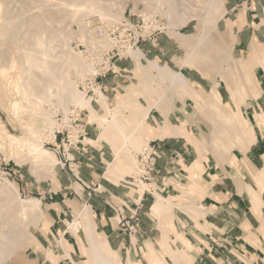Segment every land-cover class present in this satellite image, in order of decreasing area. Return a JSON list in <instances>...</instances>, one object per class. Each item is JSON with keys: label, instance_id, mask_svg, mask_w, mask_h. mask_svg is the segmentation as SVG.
Segmentation results:
<instances>
[{"label": "rangeland", "instance_id": "1", "mask_svg": "<svg viewBox=\"0 0 264 264\" xmlns=\"http://www.w3.org/2000/svg\"><path fill=\"white\" fill-rule=\"evenodd\" d=\"M77 1L80 4H78ZM173 1L175 2L176 6L179 5V2H180L179 0H173ZM182 1L184 2V4L181 5V8H183L184 16L181 17V20L185 22L183 25H179L177 23L176 15L171 14L170 11L167 9L169 8V6L165 4H163L160 7V9L156 11V13L154 14L155 16L151 18L146 17L143 14H141L140 11L142 12L143 9H145L147 6L145 4H148V5L152 4V6L154 7L156 2L153 0H94V1H91V0L89 1L88 0L87 1L86 0H44V1L43 0H0V4L3 9V13L5 14L4 17L7 15V13H9V16L12 18L19 17L21 22L22 21L29 22L30 21L29 19H31L29 18V16H31L33 21L30 27L32 28V30H35V32L38 33L41 31V29L44 28L46 30V33H48L47 34L48 39L51 42H53L52 45H53V50H54L55 55L60 56L61 53L65 51L66 49H71L73 52L75 51L74 52L75 54L81 53L84 57L86 58L90 57L91 59L94 60L96 68L97 70H99L98 76L100 74L97 81L95 80L96 76L94 77L93 75H89V74H87L88 76L85 78V80L83 78H79L78 75H75L77 73L75 72L73 68L71 69L70 72L73 73L71 74V79L77 85V86L75 85L76 88L82 91L83 93H85L87 99H91V104L93 108L100 115L105 114V110L97 102V99H96L97 95L94 91L95 89L97 88L101 89V91L107 96L110 107L114 109L117 106L118 99L120 98V96L126 93V91L128 90V87L132 85H136L138 86V89L141 92H145L147 90L146 83L149 79L144 77L143 68L144 69L146 68L148 70H153V67L150 62H158L160 66L170 67L175 72H181L184 74V76L186 75L184 81L180 83L175 82L174 88H172L169 91L170 95H173V96L176 95L174 99L175 103L172 104L171 110L167 109L166 111H168V113L166 112L167 114L164 115L163 110H160L158 108L154 109V110L161 112V114L164 115V118L169 117L171 114L173 115L175 111H179L177 110L179 109V107L183 106L184 108L186 107L188 111L194 112L196 116H199V118H201L199 122L200 126L208 125L210 120L213 119L212 118L213 114L212 113L209 114V110H201L200 108H198L196 106L197 104H195V101L192 99V97L196 95H200L203 97L202 99L209 101V99H211V95H210L211 92L213 90H216L219 93L218 100H220V102L226 103V105L227 103H229L230 108L233 111L229 113L228 108L224 107V110H222V113H221L222 118L227 119L229 120V122H231L229 124L231 127L226 124L222 125L221 127L220 134L225 138V140L232 141L233 139L232 136L234 135L232 124H236V123L240 131L242 128L245 127V131L248 132L249 134H251V132H254L256 135V138H257V134H259L258 135L259 137L261 135L264 138V124L260 122L261 119L258 116L256 107L255 105L252 104V101H253L252 94L261 92L259 88L255 87V84L253 83L251 75H250L251 69L253 68V66H256L257 64L249 65L248 61L247 62L239 61L237 60L235 56L233 31L227 30L226 28V23L230 24L231 21L229 19L230 18L232 19V17L234 16V13H227V5H228L229 0H216V2H214L215 5L212 7L213 14H219L220 10H224L223 16L220 17L221 19H219L218 22L216 23V27H214L215 21L214 19H212L213 18L212 13L209 14L208 16L209 18L207 17L206 19H204V16H206L204 14L208 7L207 0H182ZM84 2L85 4L86 2H91V3L93 2V4H95L94 5L95 7L91 6L90 8V6L87 7L86 5L87 7L86 8ZM136 6L138 8H136ZM92 8H95L93 9L95 11H93ZM101 8H104L107 10L110 9L111 11L110 10L109 11L112 12L113 14L117 13L116 15L120 17L119 20L116 21L114 19H106V20L103 19L102 16L100 15L102 12L99 11L101 10ZM74 12H76V14L77 12H79L76 15L77 18L75 19L70 16V14ZM181 14L182 12H179V15ZM260 14L262 15V17H264L263 11ZM125 19H128L135 24L139 22L140 26H142L141 24L143 23L144 20L147 21L148 19V21L150 22L149 25H152L151 27L158 25L160 26L161 31L157 32L155 35H152V38L150 40H147L145 42L139 41V43L137 44L139 48L132 49V50H129V49L124 50L120 54L121 56H119L117 55L119 49L118 47H115L114 45L115 40H113L114 38L113 27H115L116 23L123 21ZM43 24L45 25V27H43L44 26ZM40 27L42 28L39 29ZM65 29L69 31L66 35L67 39L63 37L59 38V35L57 34H59L61 30L66 31ZM57 31H59V33ZM84 31L88 33L89 35L88 37L87 35L83 36L81 34V33H84ZM204 31L209 32V33L211 32L209 35L210 40L206 39L205 42L195 50L194 48L196 44L199 42L197 41V39L199 40V38L197 37L201 36V34L204 33ZM54 39L55 41H52ZM161 39L162 41L165 42L164 44L166 45L165 49L161 47L162 45V43L160 42ZM28 40H30V38H28ZM134 43L135 41L133 40L132 44ZM12 44L13 43L10 40V37H6V38L0 37V57L3 56V58L5 59L7 55V58H9V60L7 58L5 60L8 62L11 61L12 59L11 57L19 56L18 54H16L19 51L17 47L18 45L15 44L17 47L16 48L15 45L14 44L12 45ZM143 47L145 48V51ZM160 48L162 49L163 52H159ZM136 50L142 51L144 54V57L140 59V61L135 57V55H132V53L130 54V52H134ZM93 52L96 54H94ZM227 53L231 54V58L229 61L228 60L225 61V57L227 56ZM159 54L162 56H159ZM175 54L178 57L176 58L175 65H174V63H169L167 61V57H170L172 55L174 56ZM112 55H115V56L113 57L112 61L109 63L107 59L109 58V56L112 57ZM148 55H151V57H149ZM186 60H188L191 64H193L191 68L192 70H189L187 68L186 69L184 68L181 70L182 66L180 65H182V62ZM243 63L247 65V77L249 78V81L247 82L246 80H248V78L246 77L244 78V76H242V74L237 71L238 69L235 70V67L238 68ZM261 65L263 66V64ZM110 68L111 70L108 71ZM121 75L122 77H120ZM152 75L156 76L155 74H152ZM116 76H119L120 78H122V82L120 84V86L122 87L118 89L117 92L116 91L113 92L110 86L106 83V81H109L110 79ZM190 76L199 78V79L201 77L205 80V82L210 83V85L213 86L212 88H210V92H207V93L198 92L196 88H194L195 84L188 79L190 78ZM243 79H244V82L246 83V87H247L246 90H248V96L245 95L246 100L244 99L243 94H242V87L244 86V85L242 86ZM159 82L161 83L162 87H167V83L162 81L161 79H156L155 81L151 82L150 86L152 88H155L159 86ZM220 83L222 84L221 87H220ZM220 91L223 94H220ZM228 91L230 92L229 95H228ZM230 95H232L231 98H230ZM153 98L155 101H157V98H159V94H155ZM235 98H238L237 103H235L236 101ZM202 99L200 100L202 101ZM234 99H235L234 101L235 105L232 103ZM257 101L259 103H262V106L264 105V96L262 95V93H261V97H259ZM166 105L169 106L168 101H166ZM1 106L2 104L0 103V126L5 127L6 130L13 135L26 136L27 133L24 130V127L20 124V122L14 117V115L9 110H7L5 107L4 109L3 106L2 107ZM127 106L129 109L125 108V113L128 117V120L132 123H136L137 121L134 117H132V114L134 112L135 113L139 112L138 110H141V108L142 109L145 108L147 106V102H146L145 97L142 94H139L137 98L135 97L130 98L127 101ZM248 107H251L250 111L247 109ZM49 108L50 107L48 106L47 109ZM57 109H58L57 111L58 114H55V117H56L55 120H57L58 123L62 125L59 131H64L65 129L69 130L71 133L70 135L73 138V140L78 141L77 138L79 135V130L85 129L84 128L85 123H87L89 127L95 123L94 128L96 129L97 132L96 131L94 132H96V134H98V137H100L99 138L100 142H98L97 145H100V146L108 145V147L112 149L114 156H115V162L111 163V165L108 167L107 177L111 178V176H113L115 172L121 171L120 173H122V175L127 176L126 180L128 182L131 181L130 177L133 174H135V171H136L138 155L144 149L140 152L137 151L136 153V150H134V148L131 147L129 148L128 151L124 150L121 153V155H119L120 156L119 157L116 155L117 141L112 138V135L103 134L102 130L98 126L99 124L96 121L95 122L91 121L90 111L88 109L79 108L82 110V112L81 110H77L76 113L72 112L68 117V120H69L68 122L64 121L65 115L63 114L64 112L62 113L63 110L59 108ZM74 109L75 108H73V110ZM242 109H247L245 110L246 112L245 116L242 113ZM180 110L183 116H185L184 109L180 108ZM75 118L84 120L83 124L81 123V126H80L81 129L79 127L78 128L72 127V120ZM244 119L247 121H245ZM147 121H148L147 125L153 127V125L151 124L152 122L149 118ZM172 122L173 124L178 123V121L176 120V117L173 118ZM193 123H195V121ZM158 127H159V124H157L156 129H158ZM219 131H220V128H219ZM158 136L159 135L157 134L151 135L150 140H153ZM61 138L62 136L59 138V141L57 142L45 141V143L43 144L44 147H46L48 150L53 152L59 160V163L55 168V177H56L55 182L50 178H43V175L41 174H44V173H39V174L33 173L31 169V163L27 161L26 155H21V154L20 156L17 155L19 157L15 155L11 156V153H9L10 151H6L8 150L7 147L0 149V190H1V187L4 181L8 179L11 183H13L15 186L19 188L21 198L23 199L38 198L39 199L45 193H48L50 191H57V189H59L60 186H59L58 181H60V176L62 172L71 173L73 174L74 177L76 175L79 179L76 177L75 179L77 181L81 180V178L79 177L78 168L70 164L74 162H70V160H67V154L69 155L68 157L70 159L72 157L71 149H69V151H66V153H64L63 147L60 149L58 148ZM84 143L92 144V142L88 139H86ZM226 144L229 146V143H226ZM199 147H200L201 152H203V156L205 157V160L207 159V161H209V158L207 157L210 155L213 162H215L216 160L218 161V164L220 166L223 167L225 165L226 167L229 168V170L232 171V173L229 174V176L231 177L230 180L231 182L237 185V193L240 195V197H244L245 199L241 207L242 208L245 207V211H249V210L253 211V213L258 218V221L256 225H254V227L251 225H250L251 227L249 225H245L242 222L234 223L235 225L239 224L240 228H236L235 230L239 229V232L243 233V236L246 238V242L248 243L247 246L250 249L249 252H251L249 255H251L252 259L250 261L246 260V263L247 264H264V253L260 254V251H259V248L260 249L262 248L260 244L262 242L261 239L264 238V226H263V223H264V182H261V181L256 182L262 176V174L259 173V170L261 166L264 164V159L263 160L260 159V161L244 160L242 162L241 161L238 162V160L236 159L234 155L237 152L243 153V151H241L237 147L227 150V148L224 149V148L216 147L212 143H210V145L208 146V149L204 145L203 146L200 145ZM126 153H127V156H126ZM226 159L227 160L229 159V160L225 161ZM133 160L135 161V165H134ZM246 161L249 162V165L252 168H254V170L257 171L256 172L257 175L255 177L257 179L256 181L254 180L255 179L254 174H252L251 176L249 173L247 174L243 173L242 167L245 166ZM195 164H197V166H199L202 170L201 161H198ZM193 166L191 167L193 168ZM191 167H186V169L189 171V174H190L189 177L191 176V171H190ZM248 170H249V167H248ZM215 178L217 177L215 176ZM84 187L86 188V186ZM128 188H129L128 191H130L131 195H134L135 193H137L139 196H142L143 193L152 191L154 189L156 191L155 185H146V187H144L143 184H140V185H137V187L128 186ZM76 192L78 193L79 190L77 189ZM156 196H159L158 193L156 194ZM183 196H186L185 192ZM67 198L73 199V205H71L73 212L67 213L68 212L67 210L66 214L62 216V220L65 221L64 230H66V228L68 227L69 231L71 233H75L76 235L81 230H83L85 233L84 222L82 221L79 215H80V212L85 207H90V206L86 205V206H81V208H77L76 205H74V203H77L76 200H74L76 199L75 193L69 194ZM4 201L10 202L11 199H7V196H5L3 192H0V203L2 202L5 203ZM41 206H42V211H44L43 218L35 223H33L32 219H30L31 223L34 224V225L31 224L29 230H27L28 234L31 235V237H29L27 240L21 239V241H19L20 247L17 250V252L12 256L11 259L5 260L1 264H35V260L37 257L35 254L37 251H43L44 255H47L49 259L53 258L56 261L59 260V256L55 257L56 252L54 250L52 251L51 247H47L44 244L43 241L45 240V238L47 239V237H43V238L38 237L39 231L46 233L47 231L46 227L49 225L48 223H50V222H47L48 221L47 220L48 219L47 209L49 207L48 206L45 207L43 205ZM13 207H14V204L9 206L7 211H10L11 209H13ZM198 208H201V207H198ZM181 210L188 211L191 214L194 213L192 208L190 209L186 208V209H181ZM168 211H170L171 213L173 212V210L171 209ZM168 211H166L164 214L165 215L170 214ZM93 217L94 216L92 212V218ZM197 218L202 219L204 217H197ZM67 222H70L71 224L75 223L74 224L75 226H72V225L68 226ZM95 227H96V223H95ZM198 228L202 229V226L198 225ZM213 229L215 233H217V235H222V233L225 232L224 229L223 230L221 229L215 230V228ZM235 230L233 229L231 230V232L236 234ZM83 231H82V234H83ZM60 234H62V232H60ZM96 234L99 236L100 240H103V241L105 240L104 241L105 248L106 246L110 247L106 239H104L103 236L98 234L97 230H96ZM44 235L47 236L46 234ZM132 236L134 237L135 235H132ZM132 236H129V238H131ZM42 239L43 241L41 242ZM165 239L168 242L167 238ZM180 239L183 242L186 241V239H184L183 237H180ZM150 243L152 244V242ZM63 244H65L66 247H68V243L65 239L63 240L61 248L59 247V244H58V238L55 241V245L57 246V248L59 247L58 249L63 250L64 249ZM87 245L86 246L81 245V249L87 258V264H91L89 262L88 254L86 252ZM140 247L143 248L142 246H139V248ZM179 249L180 248H177V250L173 249L172 252L178 255L177 252ZM129 254L130 253H128V255ZM138 255H139L138 258H136L134 261L135 263L146 264V262L144 261H148L149 262L148 264H155L154 262H151V260H149L145 256L142 249L138 252ZM157 256L160 260L159 264H167L164 261L163 256H160L159 254ZM118 257H120L119 254L115 255L117 264H119ZM178 258H180V256ZM81 264H85V263H81Z\"/></svg>", "mask_w": 264, "mask_h": 264}, {"label": "bare ground", "instance_id": "2", "mask_svg": "<svg viewBox=\"0 0 264 264\" xmlns=\"http://www.w3.org/2000/svg\"><path fill=\"white\" fill-rule=\"evenodd\" d=\"M153 1L156 2L154 7L152 6V4L150 5L145 4L147 5L146 8L145 9L142 8L143 11L142 12L140 11V13L146 17L151 18L155 16L154 14L156 13V11H158L160 7L163 4H165L169 6V8L167 9L170 11V13L176 15L177 23L179 25H183L185 23L184 21L181 20V17L184 16L183 8H181V5L184 4L182 0H179L180 2L178 6L175 5V2L173 0L172 1L153 0ZM214 2H216V0H207L208 7L204 14L206 16L203 15L204 19H206L209 16V14L211 13L213 14L212 7L215 5ZM86 5L87 7L90 6L91 8V6H94L95 4H93V2L92 3L86 2L85 7ZM136 8L138 7L136 6ZM93 9L95 8H92V10ZM109 10L104 8H101V10H99L102 12L100 14L102 18L105 20L106 19H114L116 21L119 20L120 17L116 15L117 13L113 14L112 12H110L111 10L110 11ZM179 12H182V14L179 15ZM78 13L79 12H77V14ZM223 13L224 10H220L219 14H213L212 19H214L215 21L214 27H216V23L218 22L219 19H221L220 17L223 16ZM77 14L76 12H74L71 13L70 16L75 19L77 18L76 16ZM4 15L5 14L3 13V9L0 4V37H4V38L10 37L12 43L14 45L15 44L18 45L17 47L19 51L16 54H18L19 56L11 57L12 59L10 58L11 59L10 62L5 60L7 58V55L5 59L3 58V56L0 57V103L2 104L3 108L5 107L14 115V117L24 127V130L26 131L27 134L26 136L24 135L16 136L8 132L5 127L0 126V149L7 147L8 150L6 151H10L9 153H11V156L13 155L20 156V154L26 155L27 161L31 163V169L33 173H37V174L44 173L45 175L41 174L43 175V178H50L55 182L56 179L55 168L58 165L59 160L56 157V155L50 150H48L46 147H44L43 144L45 143V141L56 142L55 141L56 131L60 130V127L62 126L61 124L58 123L57 120H55L56 118L55 114H58L57 108L63 110L62 113L64 112L63 114L65 115L64 117L65 122L69 121L68 117L73 112V108L88 109L90 111L91 121L93 122L96 121L99 124L98 126L102 130L103 134L112 135V138L117 141V145H118V146L116 145L117 156L121 155V153L124 150L128 151L129 148L131 147L134 148V150H136V153L137 151L139 152L142 151L148 145V142L150 141V136L156 133L157 135H159V137L161 136L187 137L189 139V142L196 147L200 145L202 146L204 145L208 149V146L210 145V143H212L216 147L224 148V149L227 148V150L237 147L241 151H243V153H245L250 147H252L256 143L257 138L255 133L251 132V134H249L248 132L245 131V127L242 128L240 131L238 125H236L237 123L232 124L233 132H234V135L232 136L233 137L232 141L229 140L226 141L225 138L220 134L222 125L224 124L229 125L231 123L229 122V120L222 118L221 116L222 110H224V107L228 108L229 113L232 110L230 108L229 103H227L226 105V103L220 102V100H218L219 93L216 90H213L211 92L210 94L211 99H209V101L202 99L203 97L200 95H196L192 97V99L195 101V104H197L196 106L198 108H200L201 110H209V114L211 113L213 114L212 117L213 119L210 120L208 125L200 126L202 141H198L194 139L191 136V134L188 133V131L186 130V123H193L195 121L194 119L195 114L192 111H188L186 107L184 108L183 106L181 108H183L185 111L184 117L187 122L184 121V122H180L179 125H175L170 121L169 117H166L164 123L162 125L159 124L158 129L147 125L148 123L147 120L149 118V115L151 111H153L154 109L158 108L160 110H163L164 115L168 113V111H166L167 109L171 110L172 104L175 103L174 99L176 95L174 96L170 95L169 91L172 88H174L175 82L180 83L185 80V76L183 73L175 72L174 70H172L170 67L167 66H160L158 62H150L153 67V70H148L146 68L145 69L143 68L144 77L149 79L146 83L147 90L145 92H141L138 89V86L136 85H132L128 87L126 93L120 96V98L118 99L117 106L114 109L110 107L108 103V98L101 91V89L100 88L95 89L94 91L97 95L96 96L97 102L105 110V114L100 115L93 108L91 104V99H87L86 94L76 88L77 85L71 79V74L73 73L70 72L71 69L73 68L77 73L74 74L78 75L79 78H83L84 80L88 76L87 74L96 76L99 70H97L94 60L91 59L90 57L88 58L84 57L81 53L75 54L74 53L75 51L73 52L71 49H66L61 53L60 56H57L55 55L53 50V45H52L53 42H51L47 37L48 33H46V30L44 28L41 29L42 27H40L39 29H41V31L36 33L35 30H32V28L30 27L33 21L31 16H29V18H31L29 19L30 20L29 22L26 21L21 22L19 17L12 18L9 16V13H7L5 17ZM43 27H45V25ZM65 30L66 31L61 30L60 33L59 31H57L59 33L57 34L59 35V38L63 37L67 39L66 35L69 31H67V29ZM210 33L204 31V33H202L201 36L197 37L199 38V40L197 39V41L199 42L196 44L194 48L195 50L200 45H202L206 39L210 40L209 38ZM81 34L83 36L86 35L87 37L89 36L88 33H86V31H84V33ZM28 38H30V40H28ZM52 41H55V39ZM131 53L132 55H135V57L139 61L144 57L142 51L136 50L134 52H130V54ZM230 58H231V54L227 53V56L225 57V61L227 60L229 61ZM7 59L9 60V58ZM258 59H259L258 53L254 51L253 54L250 56V59L248 60V64L249 65L263 64L264 66V61L262 60V62H260ZM192 65L193 64H191L188 60H186L182 62V65L180 66H182L181 69L187 68L189 70H192L191 69ZM236 69H238L237 71L240 72L242 76H244V78L245 77L248 78L246 64L243 63L238 68L235 67V70ZM152 74H155L156 76ZM156 79H161L162 81L166 82L167 87H162L161 83L159 82V86L152 88L150 86V83L155 81ZM247 81H249V78L248 80H246V82ZM242 86H243L242 94L244 99L246 100L245 95L248 96V90H246L247 87H246V83L244 82V79L242 81ZM139 94H142L145 97L147 106L143 109L141 108V110H138L139 112L136 113L134 112L132 114V117H134L137 121L136 123H132L128 120V117L125 113V108L129 109L127 106V101L130 98H134V97L137 98ZM155 94H159V98H157V101H155L153 98ZM220 94L223 93L220 91ZM229 94L230 92L228 91V95ZM231 96L232 95H230V98ZM259 97H261V92L252 94V98H253L252 104L255 105L256 107L258 116L261 119L260 122L264 124V105L262 106V103H259L257 101ZM200 99H202V101ZM235 99L232 102L234 105L238 101V98ZM166 101H168L169 106L166 105ZM48 106L50 107L49 109H47ZM226 143H229V146ZM228 160L226 159L225 161ZM134 165H135V161H134ZM224 168L225 165L222 167L221 172L224 171ZM242 169L244 174L249 173L251 176L252 174H254V178L257 175L256 174L257 171L254 170V168H252L249 165V162L247 161L245 166L242 167ZM190 171H191V176L187 178L188 185H190L189 187H193V186L195 187L198 179L200 182L202 181V170L199 166H197V164H194L193 168L191 167ZM259 173L262 174L260 179L257 180L255 178L254 180L255 181L257 180L256 182L258 181L264 182V164L261 166ZM143 186L146 187L145 184H143ZM0 192H3L4 195L7 196V199H11L10 202L4 201L5 203L3 202L0 203V264H1L5 260L11 259L12 256L17 252V250L20 247L19 241H21V239L27 240L29 237H31V235H29L27 232V230H29L32 224L30 219H32L33 223L39 221L40 219L43 218L44 211H42L41 199L21 198L19 188L15 186L13 183H11L8 179L4 181ZM182 194H184V191L182 192ZM156 198L157 200L152 205V210L156 215V217L158 218V220L166 211L170 209L174 210L175 208L178 209L192 208V210L194 211L192 216L196 218L197 217L206 218V213L203 211V209L198 208L195 205H188L180 202L173 203L171 198L167 199L161 195L157 196ZM13 204H14L13 209L7 211L8 207ZM190 204L192 203L190 202ZM168 212L171 214L170 211ZM79 216L84 222L85 237H86L85 239L88 244L86 252L88 254L89 262L91 264H117L115 255H117L118 253L111 250L109 246H106L105 248L104 246L105 240L104 241L100 240L99 236L96 234L95 221L92 218L91 208L85 207L80 212ZM67 225L73 226L74 224L67 222ZM164 242L165 245L170 250L171 257L176 264H189V259H190L189 253L191 250L194 249L191 243H189L186 240L184 242L186 249L185 250L179 249L177 255L176 253L172 252L174 248L166 241V239L164 240ZM63 247L67 248L65 244H63ZM142 247L143 248L141 247L139 248L137 244V239L133 238L132 248L134 253L136 249L138 251L142 249L145 256L149 260H151V262H154L155 264L160 263V260L157 256L158 250L156 251L153 244L147 242L145 243V246ZM134 253L131 255L129 254L131 257L130 256L124 257V259L118 257L119 264H137L134 262L135 260ZM64 256L66 257V255ZM179 256L180 258H178Z\"/></svg>", "mask_w": 264, "mask_h": 264}, {"label": "crops", "instance_id": "3", "mask_svg": "<svg viewBox=\"0 0 264 264\" xmlns=\"http://www.w3.org/2000/svg\"><path fill=\"white\" fill-rule=\"evenodd\" d=\"M262 11L264 12V0L228 1L227 13H234V16L229 19L231 21L230 24L226 23V28L233 31L234 53L239 61L247 62L254 51L259 55L258 60L260 62L264 61V17L260 14ZM160 42L162 43L161 47L165 49V42L162 39ZM159 52H163L161 48ZM160 54L159 56H162ZM148 56L151 57V55ZM177 57L176 54L172 55L167 57V61L175 65ZM120 77L116 76L106 81L113 92H117L122 87L120 86L122 82ZM251 78L255 87L259 88L264 96V67L262 65L253 66ZM188 79L195 84L194 88L201 93L210 92V88L213 87L201 77L199 79L190 76ZM221 86L222 84L220 83ZM180 108L177 109L179 111H175L173 115L169 116L171 122L176 117L178 123L175 125H179L180 122H187ZM247 109L250 111L251 107ZM247 109H242L244 116ZM150 114L149 119L154 128H157V124L164 123L165 118L161 112L153 110ZM194 119L195 123H186V130L194 139L202 141L199 123L201 118L194 115ZM94 126L95 123L90 127L85 123L84 128L88 135L71 147L73 157H71V160L74 162L71 164L78 168L79 177L82 182L87 184L88 188H85L77 181L73 174L62 172L60 181H58L59 189L45 193L39 198L43 206L49 207L47 209V222L50 223L46 227V233L39 231L38 237H47L44 241L42 239L41 242L43 241L47 247L54 249L56 252L55 257L59 256V260L49 259L47 255H44L43 251H37L35 264H87V258L81 249V245H87L83 230L77 235L68 231L65 237L68 247L64 248L65 250L58 249L59 247L57 248L55 245V241L58 238L57 235L65 231V221L62 220V216L66 214L67 210V213L73 212L71 207L73 199L67 198L69 194L73 193L76 194V199L74 200L77 203H74V205L77 208L86 205L92 208L98 234L106 239L111 249L117 252L121 259L129 257L128 253L130 255L134 253L132 245L133 238H136L138 246H145V243L152 242L156 251L158 250L157 253L163 256L167 264H176L164 240L167 238L169 244L175 250L177 248L185 250L186 246L180 237L186 239L194 248L189 253V264H245L246 260L250 261L252 259L251 255H249L251 252H249L250 249L247 246L246 238L243 233L239 232V229L235 230L240 227L239 224L235 225L234 223L242 222L245 225L254 227L258 218L253 211H245V207H241L245 199L237 193V185L231 182L229 174L232 171L228 167L225 166L224 171L221 172L222 166L216 160L213 162L210 155L207 157L209 161L205 160L200 147L190 143L187 137L158 136L153 140L162 141L160 144L162 158L157 162L160 175L151 184L158 185L156 186V191L154 189L151 191L152 194L146 192L142 196L137 193L131 195L130 191H128V184H126L128 182L126 180L127 176L122 175L121 171L115 172L111 178L107 177L108 167L115 162V156L108 145H97L100 142V137L96 134L97 131ZM258 135L256 143L245 153L237 152L234 155L238 162L244 161V159L248 161L264 159V138ZM86 139L90 140L92 144H85ZM198 161H201L202 181L200 182L198 179L195 187H189L187 178L190 174L186 167H191ZM77 189L79 190L78 193L76 192ZM183 191L186 196H183ZM157 193L167 199L171 198L173 203L180 202L201 207L206 213V218L198 220L188 211L175 208L171 214H163L158 220L152 210V205L157 199ZM139 202L141 204L139 215L142 228L134 237L129 238V235L120 231L116 215L110 205L112 203L117 205L125 204L132 208L134 203ZM198 225L202 226V229L198 228ZM213 228L215 230L224 229L225 232L222 235H217ZM233 229L237 235L231 232ZM209 236L216 237L218 241H221L225 249L220 251L213 248ZM261 241L262 248H259V251L260 254H263L264 238ZM138 252V250H135V259L139 256ZM144 262L146 264L149 263L148 261Z\"/></svg>", "mask_w": 264, "mask_h": 264}, {"label": "built area", "instance_id": "4", "mask_svg": "<svg viewBox=\"0 0 264 264\" xmlns=\"http://www.w3.org/2000/svg\"><path fill=\"white\" fill-rule=\"evenodd\" d=\"M145 21V22H144ZM143 23L141 24L142 26L139 25V22L137 24L131 22L128 19H125L123 21H120L115 24V27H113V34L115 40V47H118V53L117 55L121 56L120 54L124 50H132V49H137L139 41L145 42L147 40H150L152 38V35H155L157 32H160V26H154L151 27L152 25H149V21L147 19L144 20ZM135 41L134 44H132V41ZM115 55L109 56L107 59L109 63L112 61L113 57ZM111 68L108 70L110 71ZM100 76V74H99ZM98 74L96 75L95 80H98ZM95 77V76H94ZM77 110H81L79 108H75L73 110V113H76ZM82 112V110H81ZM81 123L83 124L82 119H73L72 120V127L74 128H80ZM81 129V128H80ZM66 132V134H65ZM69 130H64V131H56L55 135V141H59V138L62 136L60 140V144L58 148H62L64 150V153L66 151H69L74 144L79 143L80 139L85 138L88 133L85 131V129L79 130V135H78V141L73 140V138L70 135ZM161 140H150L148 142V145L144 148V150L138 155V160H137V167L135 174H133L130 179V182H126L128 186H134L137 187V185L140 184H145V185H151L153 182L156 181V178L160 175V171L157 168V162L159 159L162 158V148H161ZM67 160H70V162H73L67 154ZM71 164V163H70ZM76 178H78L75 175ZM79 179V178H78ZM83 186H86V184L80 180H78ZM86 188H88L86 186ZM147 193L152 194L151 191H148ZM139 203H134L133 207L130 208L129 206L122 204V205H117L115 203H112L110 205V208L114 211L117 222L120 228V231L124 234H128L129 236L135 235L138 233L142 226H141V219L139 215V210L141 208ZM69 231V228L67 227L62 234H58V244L59 247L61 248V245L63 243V240L65 239L67 233ZM210 241L212 243L213 248H216L217 250H222L225 249V246L221 241H218L216 237L209 236Z\"/></svg>", "mask_w": 264, "mask_h": 264}]
</instances>
